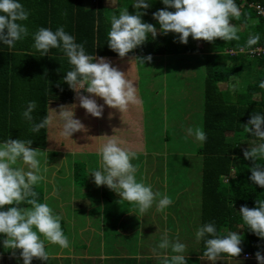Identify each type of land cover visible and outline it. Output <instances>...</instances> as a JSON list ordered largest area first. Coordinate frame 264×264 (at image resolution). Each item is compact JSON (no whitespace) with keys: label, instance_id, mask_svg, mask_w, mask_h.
Here are the masks:
<instances>
[{"label":"clouds","instance_id":"1","mask_svg":"<svg viewBox=\"0 0 264 264\" xmlns=\"http://www.w3.org/2000/svg\"><path fill=\"white\" fill-rule=\"evenodd\" d=\"M154 2L132 0L136 9L134 14H130L128 7H125L118 14L111 15L107 46L121 59L145 45L149 38L155 40L158 33L178 34V42L184 45H187L190 36L193 40L207 42H214L217 38L227 42L241 39V28L232 23L241 18V9L236 0H161L165 8L152 13V18L160 26L159 30L143 20ZM108 3L114 7L117 0H108ZM29 16L30 12L20 0H0V43L12 50L18 42L31 37V47L40 57L48 56L53 49L63 53L70 65L63 82L68 84L79 102L60 105L59 108L49 107L47 114L37 122L33 116L38 107L37 101H27L21 115L28 122L30 132L54 129L60 139L73 140L75 133L86 131L82 121L76 118L77 107L83 108L86 114L94 118H102L105 106L124 113L130 106L140 103L137 85L128 72L119 70L105 57L89 54L85 43H78L64 26H58L55 31L39 27L31 32L25 23ZM260 41V33L249 32L239 52L251 55L259 51L256 46ZM151 60V55H148L132 58L129 62L145 64ZM258 86L264 90V80ZM243 87L239 79L229 83L232 92L240 91ZM97 97L103 100L102 104L97 102ZM242 126L254 138L249 147L243 150V158L254 165L250 168L249 180L264 188V163H260L264 161V112H254ZM187 135L201 144L207 141L206 132L200 129L189 127ZM32 144L31 139L11 137L0 141V240L4 246L2 248L19 252L18 264L21 261L22 264H33L34 259L49 261L46 242L62 249H67L70 243L62 228V217L47 203L38 202L35 186L44 177L40 174V150L33 149ZM97 155L100 157L99 168L90 174L97 187L107 186L118 194L120 201L134 204L141 216L154 205L158 213L166 214L165 210L173 201L168 195L154 192L150 184L137 179V166L132 162L137 159V152L125 149L118 138L111 136L98 146ZM18 161L24 167L15 166ZM255 203V208L242 206L238 214L243 225L264 240V199L258 198ZM25 204L31 206L30 210L21 207ZM195 240L197 243L203 242L204 251L200 259L209 264H218L225 257H239L243 251L242 235L236 231L220 234L215 221L199 226ZM186 249L187 245L178 238L170 240L169 232L165 230L161 242L152 251L161 264H188ZM255 257L258 264H264L261 251H257Z\"/></svg>","mask_w":264,"mask_h":264},{"label":"trees","instance_id":"2","mask_svg":"<svg viewBox=\"0 0 264 264\" xmlns=\"http://www.w3.org/2000/svg\"><path fill=\"white\" fill-rule=\"evenodd\" d=\"M66 2L67 5L64 4L62 10H59L54 4L55 9L53 13L47 10L39 12V10L41 11L45 8L37 9L36 16L34 18L32 17L33 20L31 19L32 21H30L31 25L35 28H48L52 26L51 29L53 31H55L58 26H64L67 32L76 37L78 43H85L86 50L89 54L96 55L97 57H105L107 59L119 57L117 53L110 50L107 46L110 17L114 13L118 14L125 7H128L130 14H134L136 9L132 5V0H117V7L114 10L104 7V0H99L98 5L94 3L92 6H87L86 0H78V4L76 0H66ZM236 2L241 9V18L240 20H233L232 23L237 26H242L239 33L241 36L240 41L227 42L217 38L214 42H207L203 40H193L190 36L187 45H184L178 42V34L169 33L168 35H163L158 33L155 40L149 38L145 45L129 53L127 60L123 58L121 62L130 63L129 61L133 56H178L185 59L182 55L202 54V66L206 78L203 113L199 119L201 121L200 129L206 132L207 141L204 142L198 150L202 169L200 226L204 223L215 221L218 232L222 235L225 234L226 231L239 232L243 237V243L241 245L243 251L239 257L232 259L238 260L239 264H251L246 263L244 260H240V258H242L244 254H251L253 258H256L255 253L257 251H261L262 254H264V240L258 238L243 225V221L238 212L242 206L255 208L256 200L258 198L264 199V188L254 185L249 180L251 175L250 168L254 165L252 161L243 158V150L249 147L248 144H251L254 138L244 130L242 125L248 122L254 112H264V90L260 89L258 86L259 82L264 80V55H255L250 58V56L248 57L246 54L237 53L231 55L228 54L227 51L233 50L239 52V48L244 45L249 32L261 34V41L256 47L264 49V16L259 15L254 7L251 8L249 6L250 4H259L264 8V0H236ZM164 8L165 6L161 3V0H155L148 9V14L143 17L144 22L153 24L159 30L160 26L157 21L152 18V13ZM169 10L174 11V9ZM256 21H258V23H256ZM32 43L31 37L22 42H18L16 48L13 49L16 52L14 54L15 61L13 62L17 63L23 78V72L26 77H28L31 72L30 77H32L34 85L41 76L40 73L42 69H44L45 60L42 59L35 62V57L33 58L25 54L28 50L32 51ZM199 43L203 45L202 50H199L197 47ZM51 53L54 55H63V53L56 49L51 50ZM21 62H23V66ZM130 64L131 66L128 67H132L133 70L131 71L135 74V64L134 62ZM139 64L144 65L138 63V67ZM37 70L39 72L38 78H36ZM234 79H239L242 85H244L242 90L237 92L229 90V83ZM134 81L136 83V78H134ZM222 84H228V87L226 89H221L220 85ZM43 101L44 100L40 97V102H38L40 108H42ZM70 104H72V102H70ZM75 135L79 136L78 139L81 140V144L94 145L91 139H86L82 132H77L73 136ZM9 137L12 139H17V137H23L25 140L31 139L33 141V149L37 147L41 150L51 151L49 148H51L52 142L49 143L47 134L43 132L30 134L14 132L0 133V140H6ZM61 141L66 140L61 139ZM68 142L71 143L72 140L69 139ZM59 148L61 147L59 146ZM63 148L74 150L69 144H66ZM132 149L135 150V148ZM79 153L85 154L80 151ZM260 163H264V161H260ZM81 169H83L84 173V167L81 168L79 166L75 170V183H79V181L84 183V178L80 177ZM35 190L38 193V202L45 203L43 189L35 188ZM180 197L186 201H188V198L190 199V195L186 193H182ZM178 200H180L179 195ZM24 206L26 208H31V206L27 204ZM70 213L73 216H75L76 213L80 218L85 215L82 211ZM61 223L65 235L70 242L69 247L66 249V253H81L84 250H88L92 255L93 253L91 251L104 253L102 249L105 248V254L107 256H119L121 255V248L126 246L124 243L121 245L118 242L116 244L112 241L110 242L108 230L104 228V233L107 235L100 237V230L98 236H95L97 239L93 240V246L90 248L86 244L87 242L81 239V235H79L76 227L68 225L63 219ZM104 224L100 227L102 230ZM178 235L179 232L176 237H178ZM114 240L118 239L115 237ZM138 242L139 240H134V246L139 244ZM94 243L96 244L94 245ZM188 246L190 247L189 254H191L192 257L194 256L193 258L198 256L196 260L193 258L188 259V264H200L201 261L199 259L204 251L203 242H196L194 244L195 252L192 250L190 244ZM244 246H246V248ZM0 247H4L2 240H0ZM4 249L9 251L8 248ZM134 253H137V251L134 250ZM2 260H4L3 264H15V260L9 256L1 258L0 263H2ZM51 262L50 260L42 262L34 259L33 264H52ZM109 262L115 264H147L145 259L140 261L123 259V257H114L112 261Z\"/></svg>","mask_w":264,"mask_h":264},{"label":"rangeland","instance_id":"3","mask_svg":"<svg viewBox=\"0 0 264 264\" xmlns=\"http://www.w3.org/2000/svg\"><path fill=\"white\" fill-rule=\"evenodd\" d=\"M103 6L107 7L106 4ZM108 6L112 8L109 3ZM238 27L242 29V26ZM197 47L202 50L203 45L199 43ZM182 56L185 59L178 56L152 57V60L147 62L149 66L145 65L147 67L143 68L144 66L141 65L139 70L144 73L141 78V88L138 91L141 108H144L141 121L144 140L138 148L140 157L132 162L137 166L138 180L150 184L154 192L171 197L173 203L165 210L166 214L158 213L154 205L152 209L141 216L134 204L120 201L118 194L108 189L107 186L97 187L90 174L99 168L100 157L98 155L82 154L77 150L64 149L63 146L68 143L57 140L53 134H50V139L61 148L51 145L49 149L57 153L50 152L48 154L47 151L36 148L40 150V174L44 179L35 188L43 189L45 203L56 214L64 218L65 211L68 212L67 218L73 222L82 240L89 242L92 240V234L94 238V236H98L100 230V237L107 235L104 233V228L103 230L100 228L105 222L106 226L115 225L114 231H116L118 240H111L112 242H118L121 245L127 242L126 249L130 253H134V240H139L140 251H146L147 248L152 251L161 242L162 233L168 230L170 240L175 241L178 238L187 245L186 260L194 257L189 254L190 247L188 245L190 244L195 252V232L200 226L201 215L202 170L201 158L197 151L198 144L193 137L187 135V129L189 127L197 129L201 126L199 118L203 112L206 75L202 66L201 53ZM131 70H133L132 67H125L123 72H128L132 78L133 71ZM220 87L226 89L228 84H222ZM118 113L114 115L123 119L124 117ZM119 118H117L116 125H121V129H125V132L128 128L130 132L131 128L120 122ZM15 166L24 167L19 161ZM79 166L85 168L84 173L83 169L80 171V177L84 178V183L74 182V173ZM182 193L190 195V199L188 198V201L182 199L180 197ZM178 195L180 200H178ZM85 206H88L87 213L84 209ZM81 211L85 215L80 218L75 212ZM70 212H74L75 216ZM100 219H102L101 222ZM89 226L92 228L91 231H85V237L82 236L81 228ZM130 231L135 232L134 240H119L124 232L130 234ZM91 232L92 234H90ZM178 232L179 235L176 237ZM150 233L152 237L148 235ZM244 247L246 248V246ZM59 250L60 247L54 245L48 253L54 255ZM18 253V251L14 253L10 249L8 252L0 247L1 258L9 256L15 260V264H18ZM123 254L125 256V253ZM65 256L60 258L61 261L54 260L53 264H89L85 262L95 259L88 254V251H83L81 255ZM151 256L154 259L147 260L145 258L147 264H161L153 251ZM195 257L198 259V256ZM196 258L193 259L196 260ZM105 260L110 261L109 259ZM199 260L200 264H209L207 261ZM3 261L0 264H3ZM218 264H239V261L228 258L224 262L218 261Z\"/></svg>","mask_w":264,"mask_h":264},{"label":"crops","instance_id":"4","mask_svg":"<svg viewBox=\"0 0 264 264\" xmlns=\"http://www.w3.org/2000/svg\"><path fill=\"white\" fill-rule=\"evenodd\" d=\"M106 1L107 0H104V4L107 5V8L114 10L117 7V5L112 8L109 7L108 2ZM20 2L30 12L29 20L26 21L25 23L28 25L29 30L31 32H35L38 29L32 26L30 23V21H32L33 18L36 16L37 9L45 8L41 11L39 10V12H44L47 10L53 13L55 9L54 4L59 8V10H62V4L67 5L66 0H20ZM98 2L99 0H86V5L90 6L94 3L98 5ZM76 3L78 4V0H76ZM51 27L52 26H49L48 28H51ZM15 53H16L15 50L13 49L9 50L6 46L0 43V133L14 132V133L30 134L32 132H30L29 130V124L27 121L23 119L21 115L22 111L26 107L27 101H30V100L37 101L38 107L36 111L33 112V116L37 122L40 119H42L43 116H45L44 114L48 112L49 107L59 108L60 105H69L70 102H72V104L73 103L78 104L79 102L75 99V93L72 90H70L68 84L63 82V77L66 75V71L70 70V65L68 64L67 59L63 55H54L50 52L48 56L40 57L39 53L35 52L34 49H32V51L28 50V52L25 54H28L30 57H33V58L35 57V60L33 59L35 62H38L42 59L45 60V66L43 67L44 69H42L40 73L41 76L38 82L33 85L32 77H30L31 72L28 77H26L25 73L23 72L24 74V78H23L21 75L20 68H18L17 66V63L13 62L15 61L14 59ZM18 53H21V52H18ZM4 56H9V57H4ZM135 57L137 56H133V58ZM151 57H155V56H151ZM156 57H159V56H156ZM127 58L128 57H125L124 60H127ZM109 60L113 61L112 62L113 66L117 67L121 71H123L125 67L131 66L130 63L121 62L122 59L120 57L112 58ZM138 63L134 61L135 74L132 73L131 77L133 80L134 78H136L137 95L139 98L138 91H139V88H141V82H142L141 77L143 73L139 71L141 65L139 64V67H138ZM21 64L23 66V62H21ZM146 65L149 66L147 63ZM143 66H144L143 68L147 67L145 66V64ZM139 74H140V77H139ZM38 76H39V72L37 70L36 78H38ZM40 97L44 100L42 103V108H40V104L38 103L40 102ZM97 102L102 104L103 100L97 97ZM143 110L144 108H141L140 103L138 105L130 106L129 109L125 111L124 113H121L116 109H112V108L105 106L103 117L94 118L86 114V110H84L83 108L77 107L75 110L76 118L82 121L86 129V131H82V133L86 137V139L88 140L91 139L94 145L81 144V140L78 139L79 138L78 135H75L72 137L73 140L71 143L68 142V140H66V143H68L71 146V148L74 150L84 152L85 154L97 155L98 146L101 143L105 142L109 137L115 136L121 141L122 147L128 150L137 152L138 153L137 158H139L140 150L138 148L141 146V143L144 140V130L141 125ZM117 112H119L118 114L122 115L124 118L120 119L119 116L114 115ZM110 114L112 115L110 116ZM117 118L120 119V122H123L124 124H126L127 126L131 128L130 132L126 126L125 127L127 128L128 133L125 132V129H121V125H116ZM197 129H200V127ZM41 132L47 134L49 138V143L52 142L51 145L53 147L55 146L59 147L52 139H50V134H53L54 138L61 141V139L57 136L56 131L54 129L53 130H41ZM17 139H24V138L17 137ZM196 143L198 144V149H197L198 151L199 148L202 146V144L198 141H196ZM36 148L37 147H35V149ZM132 148H135V150H133ZM50 152L52 151H47L48 154H50ZM53 153H57V152H53ZM66 154H75V153H66ZM21 206L26 208L24 205H21ZM8 207L10 206H6V208ZM79 208H82V207H79ZM26 209L30 210V208H26ZM84 209L86 210V213L89 211L88 206H85ZM65 212H66L65 217L62 219L63 220L66 219L65 221L67 222L68 225L74 226L73 222L72 221L70 222L69 218H67L68 212L67 211ZM90 225L92 228H94L92 224ZM114 226H106V224H104V227H103V228H107L108 230V236H109L110 242L111 240H114L115 237L117 238L116 233H115L116 231H114ZM92 228H90V226L88 228H84V227L81 228L82 236L85 237V234H84L85 231H88V230L91 231ZM125 232L121 235L122 238L119 237V240L128 241V240L135 239V236H134L135 232L130 231L129 232L130 234H126ZM90 234H92V232ZM148 235L152 237L151 233ZM91 238L92 240L86 243L90 248H92L93 246L92 243L94 242L93 240L95 236L93 238V234H92ZM95 244L96 243H94V245ZM124 244L126 246L124 248H121V255L119 256H107L105 254V248L102 249V252L104 253H98V251H91L89 249L93 253L92 255L90 254L88 250H84V251H88V254L91 257H95L94 260H87L85 263L115 264V263H111L105 260V259H109L110 261H112L114 257L116 258L123 257V259L140 260V261L144 260L145 258L147 260L154 259L151 256V253H152L151 249L147 248L146 251H140V244H137L134 246V250H136L137 253H130L126 249L128 247V243L124 242ZM53 247H54V244H50L46 242V250L48 252H50ZM123 253H125V256H123L124 255ZM73 254L81 255L82 252L81 253L73 252V253L67 254L66 249L60 248L57 254L53 255V253H49V257H50L49 260L50 262L52 261L51 263L53 264L54 260H60L61 257H66L65 255H73ZM226 259L228 258H224L221 261L224 262V260ZM240 260H244L243 256L242 258H240ZM244 261L246 263L258 264L256 258H254L253 260H244Z\"/></svg>","mask_w":264,"mask_h":264},{"label":"bare ground","instance_id":"5","mask_svg":"<svg viewBox=\"0 0 264 264\" xmlns=\"http://www.w3.org/2000/svg\"><path fill=\"white\" fill-rule=\"evenodd\" d=\"M253 7L255 8V10L258 12L259 15H261L260 14V10L264 11V8L261 5H259V4H254ZM259 49H260L259 51L255 52V53H253L251 55H249L247 53H241V54H246L248 57L250 56V58L255 56V55H259V56L264 55V49L263 48H259ZM227 53L231 54V55H235V54L240 53V52H235L233 50H228Z\"/></svg>","mask_w":264,"mask_h":264},{"label":"built area","instance_id":"6","mask_svg":"<svg viewBox=\"0 0 264 264\" xmlns=\"http://www.w3.org/2000/svg\"><path fill=\"white\" fill-rule=\"evenodd\" d=\"M260 14L264 16V11L260 10ZM244 260H253V256L251 254H244L243 256Z\"/></svg>","mask_w":264,"mask_h":264}]
</instances>
